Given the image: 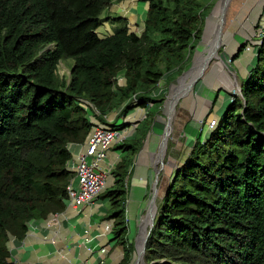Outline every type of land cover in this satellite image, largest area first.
Returning a JSON list of instances; mask_svg holds the SVG:
<instances>
[{
    "label": "trees",
    "instance_id": "16d2710c",
    "mask_svg": "<svg viewBox=\"0 0 264 264\" xmlns=\"http://www.w3.org/2000/svg\"><path fill=\"white\" fill-rule=\"evenodd\" d=\"M114 1L0 0V264H12L10 236L21 239L28 222L65 209L67 146L93 127L81 101L102 120L119 108L128 113L134 96V105H149L145 126L117 146L122 156L101 194L123 248L119 264L131 261L128 177L161 106L152 93L190 62L214 0H139L148 2L139 35L116 18L100 38L101 14ZM67 60L65 78L59 64ZM222 116L168 184L145 242L148 264H264V29L256 62Z\"/></svg>",
    "mask_w": 264,
    "mask_h": 264
},
{
    "label": "rangeland",
    "instance_id": "374dc122",
    "mask_svg": "<svg viewBox=\"0 0 264 264\" xmlns=\"http://www.w3.org/2000/svg\"><path fill=\"white\" fill-rule=\"evenodd\" d=\"M220 1L222 0H214L211 10L204 18L200 41L193 51L190 62L184 67L183 72L170 83H166L165 78L161 79L157 89L152 93V96H161L163 99L156 115L152 117L140 150L134 156L132 167H136L137 169L135 178L133 180V176L131 175L132 178L128 182L130 188L127 193V203L129 195L133 194L135 196V214L132 220L134 222V231L130 233L128 228L126 230V237L128 238V242L131 243L133 250L131 257L132 264H148L145 257L144 245L157 216L158 207L165 190L177 169L184 163L186 156L199 136L200 129L204 128L201 136L202 139L205 136V130H211L205 127L207 126V122L211 119H215L216 122L218 121L216 118L206 119L204 115L200 116L205 102L204 98H206L205 92H201L200 88L203 84L206 85L204 82L206 74L212 66L219 63L223 64L224 60L226 67L235 78L231 92L232 99L233 96H239L240 94V81L234 71L235 61L242 58L245 53L244 51L252 53L253 57L255 53L257 54L259 39L264 29V0H230L224 12L218 8ZM214 12H217L219 15L220 12H223L222 29L225 31L219 42L220 44L218 43V55L216 54V56L209 54V48L214 36L212 34L206 35L205 33L209 17L212 19H216L217 17V15H214ZM243 44L245 45V50H241L236 55V50ZM234 55L236 56L234 57ZM72 62V60H67L59 64L60 75L68 77V68L72 65ZM62 63L67 64V68ZM197 67H200V73L190 83L189 89L184 90L176 99L170 111L167 110L170 101L169 97L172 92L186 86L195 74ZM148 107L140 108L137 105H133L129 108V111H132L130 114L125 113L123 119L119 117L110 124L120 126L124 123L125 119L126 140L132 139L136 134V126L146 117ZM127 115L128 117H126ZM221 116L222 114L219 115V117ZM143 126H145V123L141 122L138 128L139 132ZM112 179L110 170L109 180ZM133 184L137 187L134 188ZM125 215H127L126 210ZM131 261L129 264H131Z\"/></svg>",
    "mask_w": 264,
    "mask_h": 264
},
{
    "label": "crops",
    "instance_id": "0c3cea01",
    "mask_svg": "<svg viewBox=\"0 0 264 264\" xmlns=\"http://www.w3.org/2000/svg\"><path fill=\"white\" fill-rule=\"evenodd\" d=\"M147 9L148 2L116 0L102 12L101 19L103 21L96 30V34L100 38L111 35L117 26V23L111 20L123 18L127 21L128 31L139 35L143 30ZM241 46L236 50V55ZM244 52L242 58L235 61L234 71L239 81L247 77L249 70L256 62V53L253 57L252 53ZM222 63L212 66L206 74L204 81L206 85L203 84L200 88L201 92H205L206 97L200 116L204 115L206 119H219V115L226 112L231 102L235 78L226 67L224 60ZM62 64L67 68V64ZM221 93L222 95H220ZM228 102L229 105L227 106ZM120 111L121 108L111 111L104 115L102 120H99L100 117H94V121L96 124L109 126L117 118L122 117L123 119V116H120ZM205 127L207 128V126ZM203 129L199 131L198 137L200 138ZM205 132L203 138L207 137L208 129ZM118 145L119 143L114 144L109 149L104 161V166L110 170L114 168L122 156V152L117 148ZM67 147L70 152L67 167L73 172V165L77 161L78 154L85 150V141L83 143H69ZM129 171L131 172L128 182L132 176L134 180L137 169L131 167ZM112 183L113 179L109 180L108 187ZM133 187L136 188L137 186L133 184ZM129 188L128 186L127 191ZM129 196L128 203L126 200L125 210L129 232L133 233L134 222L132 220L135 214V196L133 194ZM110 208L109 199L99 195L92 203L77 209L66 205L65 209L55 217L50 215L46 219L28 222L26 233L21 239L13 236L8 239L6 243L8 261L12 264H119L123 258V248L117 242L112 231L109 233L103 230L104 223L109 220L107 215ZM86 238H89L90 241L86 242ZM101 247H105L104 252L100 251Z\"/></svg>",
    "mask_w": 264,
    "mask_h": 264
},
{
    "label": "built area",
    "instance_id": "2783aa9c",
    "mask_svg": "<svg viewBox=\"0 0 264 264\" xmlns=\"http://www.w3.org/2000/svg\"><path fill=\"white\" fill-rule=\"evenodd\" d=\"M122 74V73H121ZM117 84L122 86L125 83L123 74L116 77ZM131 103L134 105L136 99L132 97ZM82 107L88 111L89 120L93 127L85 139V150L78 154L77 161L73 165V177L66 186V205L75 209L90 204L103 193L108 187L110 169L104 166L109 149L114 145L126 139V129L124 125L103 126L96 124L95 115L98 114L96 108L85 100L81 101ZM93 114V115H92ZM216 120L211 119L207 122V127L213 129ZM58 214L51 215L55 217ZM113 219H109L104 223L103 230L111 232L113 227ZM86 242L90 239L86 238ZM101 252L105 251V247H101Z\"/></svg>",
    "mask_w": 264,
    "mask_h": 264
},
{
    "label": "bare ground",
    "instance_id": "6f19581e",
    "mask_svg": "<svg viewBox=\"0 0 264 264\" xmlns=\"http://www.w3.org/2000/svg\"><path fill=\"white\" fill-rule=\"evenodd\" d=\"M230 0H222L220 1V3L218 4V8L220 10H223V12L226 10V8L228 7V3ZM233 1V0H232ZM231 1V2H232ZM232 4V3H231ZM223 12H220V15L217 12H214V15H217L216 19H212L209 17L208 22L206 24V29H205V33L207 34H212L214 36L213 41L211 42V47L209 48V54L216 56L217 54V48H218V43L221 40V37L223 35V33L225 31H223ZM240 13V12H239ZM257 15V14H256ZM237 17V16H236ZM210 39V38H209ZM208 39V40H209ZM220 44V43H219ZM218 55V54H217ZM209 60V59H208ZM211 60V59H210ZM205 62V61H204ZM206 63V62H205ZM201 67V66H200ZM200 67H197L195 74L193 75V77L191 78V80L189 81V83L182 87V88H178L176 90H174L171 94V96L169 97V104L167 107V110L170 111V109L172 108V106L174 105V102H176V99L184 92V90L186 91V89H189L190 87V83L193 82V80L197 77V75L200 73ZM169 113V112H168ZM174 113V112H173ZM170 114V113H169ZM176 114V113H175ZM173 116V115H172ZM167 126V125H166ZM159 136V135H158ZM126 140V139H125ZM190 145V144H189ZM160 152V151H159ZM163 164V163H162ZM163 167V165H162ZM166 168V167H165ZM163 170V168H162ZM157 181V180H156ZM154 186V185H153ZM155 198V197H154ZM151 200V199H150ZM154 200V199H153ZM152 202V201H151ZM152 205V204H151ZM148 209V208H147ZM152 213V212H151ZM145 221V220H144ZM146 223V222H145ZM140 255V254H139Z\"/></svg>",
    "mask_w": 264,
    "mask_h": 264
},
{
    "label": "water",
    "instance_id": "95a60500",
    "mask_svg": "<svg viewBox=\"0 0 264 264\" xmlns=\"http://www.w3.org/2000/svg\"><path fill=\"white\" fill-rule=\"evenodd\" d=\"M144 249H145V245H144Z\"/></svg>",
    "mask_w": 264,
    "mask_h": 264
}]
</instances>
